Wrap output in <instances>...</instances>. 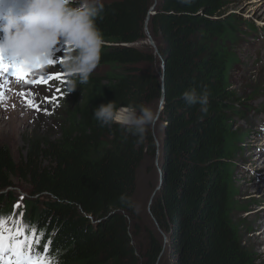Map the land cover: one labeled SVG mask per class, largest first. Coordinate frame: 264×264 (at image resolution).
I'll return each mask as SVG.
<instances>
[{"label": "trees", "instance_id": "16d2710c", "mask_svg": "<svg viewBox=\"0 0 264 264\" xmlns=\"http://www.w3.org/2000/svg\"><path fill=\"white\" fill-rule=\"evenodd\" d=\"M102 2L100 62L87 84L73 77L60 136L32 137L20 159L0 144V217L34 226L41 246L51 240L57 264H162L164 235L171 264H257L245 240L254 226L236 215L248 208L235 175L243 144L235 119L246 103L231 82L238 26L225 11L232 0H159L154 14L153 0ZM205 87L203 113L182 93ZM162 96L163 132L151 126L142 142L94 118L113 100L117 109L143 104L158 112ZM159 154L152 226L119 198L134 201L140 166Z\"/></svg>", "mask_w": 264, "mask_h": 264}, {"label": "rangeland", "instance_id": "374dc122", "mask_svg": "<svg viewBox=\"0 0 264 264\" xmlns=\"http://www.w3.org/2000/svg\"><path fill=\"white\" fill-rule=\"evenodd\" d=\"M20 1L24 3V0ZM158 1L153 0V5ZM225 14L235 16L237 21L238 40L233 45L236 62L231 71V82L240 102L246 103L242 115L235 119V125L243 135L242 150L235 159V175L240 192L238 200L248 209L241 212L242 207L236 215L238 218L247 217L253 224L255 232L247 233L245 240L255 252L257 264H264V149L263 152L259 149L264 148V0H232ZM64 48L63 41L58 43L49 53L51 59L62 62ZM61 62L31 70L27 78L31 81L52 73L63 74L47 85L25 83L7 75L0 79V82L7 81L0 85V144L8 146L16 159L27 153L32 137L60 136L64 112L71 104L68 78ZM46 96L59 98L49 103L45 102ZM29 100L39 105V110L30 106ZM154 126L157 134H162L164 125L157 121ZM159 163L160 154L144 160L138 170L134 198L143 221L152 226L154 223L148 208L160 184ZM14 193L28 196L22 187L14 188ZM168 250L169 242L165 239L162 264H171Z\"/></svg>", "mask_w": 264, "mask_h": 264}, {"label": "clouds", "instance_id": "9594fccd", "mask_svg": "<svg viewBox=\"0 0 264 264\" xmlns=\"http://www.w3.org/2000/svg\"><path fill=\"white\" fill-rule=\"evenodd\" d=\"M104 11L102 0H24L21 7L0 4V56L24 62L31 69H43L49 53L58 43L65 46L62 69L67 76L68 94L80 84H87L97 68L103 45L102 33L96 26ZM184 102L199 104L207 112L209 92L191 88L182 93ZM94 118L101 126L119 124L127 133L142 142L159 113L150 106L139 105L117 109L114 100L94 109ZM120 203L138 211L136 203L126 195Z\"/></svg>", "mask_w": 264, "mask_h": 264}, {"label": "snow or ice", "instance_id": "6c2138e0", "mask_svg": "<svg viewBox=\"0 0 264 264\" xmlns=\"http://www.w3.org/2000/svg\"><path fill=\"white\" fill-rule=\"evenodd\" d=\"M60 59H49V65H58ZM24 62L19 60H9L0 56V75H7L17 78L25 83H40L47 85L50 80L60 78L62 73H52L46 77H41L37 81L28 80L31 72ZM60 92V89H56ZM2 97V93H0ZM59 97L46 96L45 102H52ZM30 106L39 110V105H34L32 101H27ZM47 111V110H45ZM15 207H19L16 205ZM22 217V213L20 214ZM37 235L34 226L23 224L20 218H15V214L9 217H0V264H57L55 257L50 255L51 240L41 246V236Z\"/></svg>", "mask_w": 264, "mask_h": 264}, {"label": "water", "instance_id": "95a60500", "mask_svg": "<svg viewBox=\"0 0 264 264\" xmlns=\"http://www.w3.org/2000/svg\"><path fill=\"white\" fill-rule=\"evenodd\" d=\"M154 8H155V5L152 6V8H151V12H150L151 14H154V11H153ZM149 20H150V16H148L147 21H146V33H147L148 36H149V39H150V43H151V45L154 46V48H155L156 45H155V43H154V41H153V39H152V36L150 35L149 30H148V22H149ZM156 52L158 53V50H157V49H156ZM163 68H165V64H164V63H163ZM164 101H165V96H162V98H161V102H160L159 111H158L159 116H160V113H161V111H162V108H163V105H164ZM157 160H158V159H157ZM160 171H161V170H160ZM161 185H162V175H161V177H160V184H159V186H158V188H157V191L160 190ZM153 199H154V197L150 200L149 208H148L149 211L151 210V205H152ZM91 218H92V217H91ZM164 238L168 240V238L166 237V235H164Z\"/></svg>", "mask_w": 264, "mask_h": 264}, {"label": "bare ground", "instance_id": "6f19581e", "mask_svg": "<svg viewBox=\"0 0 264 264\" xmlns=\"http://www.w3.org/2000/svg\"><path fill=\"white\" fill-rule=\"evenodd\" d=\"M4 1H7V0H0V4H3ZM3 77H4V75H0V79L3 78ZM11 77H12V76H11ZM6 82H7V81H3V80H2V82H0V85L2 86V85H4ZM259 149H260L261 152H263V149H264V148L259 147ZM254 161H255V160H254Z\"/></svg>", "mask_w": 264, "mask_h": 264}]
</instances>
